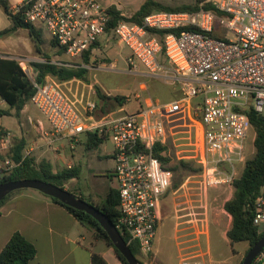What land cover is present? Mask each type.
<instances>
[{
  "label": "built area",
  "instance_id": "built-area-1",
  "mask_svg": "<svg viewBox=\"0 0 264 264\" xmlns=\"http://www.w3.org/2000/svg\"><path fill=\"white\" fill-rule=\"evenodd\" d=\"M207 3L214 10L156 11L142 24L121 21L112 29L117 42L131 52L129 72L164 73L180 86L181 96L174 101L151 100L134 113L97 117V102L90 94L77 99L66 82L52 77L43 84L33 81L31 102L51 125V141L83 134L112 139L120 195L116 227L145 257L154 253L161 203L173 178L154 156L155 146L170 149L172 143L178 148L177 142L185 141L183 158L200 168L202 192L231 188L241 176L239 167L246 163L252 130L248 113L264 115V0ZM21 9L27 23L46 30L72 58L82 60L108 35V8L99 0H24L13 12ZM13 147V132L0 122V183L22 163L13 160ZM253 211L254 224L264 229V187ZM257 261H264V248Z\"/></svg>",
  "mask_w": 264,
  "mask_h": 264
},
{
  "label": "rangeland",
  "instance_id": "rangeland-1",
  "mask_svg": "<svg viewBox=\"0 0 264 264\" xmlns=\"http://www.w3.org/2000/svg\"><path fill=\"white\" fill-rule=\"evenodd\" d=\"M115 1L124 12L125 17L132 16L140 3V0ZM156 1L174 8L182 6L203 7L207 4V0ZM229 38L232 39L231 36ZM43 54L38 55L41 62L47 57L51 61L55 60L53 63L58 65L88 69L87 79L79 80L80 86L86 89V93L87 95L90 94L91 99L99 103L102 114L115 112L120 108H124L125 113L135 112L138 108L137 103L144 102L148 97V90L154 82L171 81L164 77V73L159 76L129 73L130 66L127 58L131 52L126 46H120L112 34H108L99 43L88 65H85L79 58L66 55L61 50L51 51L45 45L43 46ZM20 63L28 79L31 82L36 81L37 71L32 65L35 62L22 59ZM163 65L168 68V73H170V66L164 61ZM136 95H139V99H136ZM117 97L120 98L119 101L116 99ZM171 99L173 97L161 100L170 101ZM2 121L6 126L13 129L18 136H24L25 139L37 135L36 130L39 121L46 125L49 134L52 131L51 125L44 115L31 101L21 117L5 116ZM42 133L40 131L36 138L42 136ZM49 138L52 140L50 136ZM77 138L70 139L71 142L64 138L56 140L52 145L51 155H54V149H59L57 153L66 158V164L76 162L71 166L79 168L81 171L80 179L74 181L73 184L68 182L65 189L77 196L80 194L75 191L80 190L86 201L99 204L106 198L111 187H118L117 179L113 173L115 168V161L112 158L114 144L111 138H104L99 147L89 149L86 147V134H83L79 139L82 146L75 143ZM254 139L255 132L252 129L246 146V161L253 158L255 154ZM22 140L17 139L16 143ZM72 144H75L77 148L74 149ZM169 145L170 149L167 156L170 157L171 162L168 167L173 169V178L168 195L178 191L176 201L172 204L169 202L161 204V224L155 241L154 253L148 257L139 254L138 259L144 264H180L184 260H188L191 264H204V262L206 264H242L247 255L243 252L245 244L236 243L232 245L230 243L227 232L231 228V222L224 210V205L231 197L234 187L212 188L204 194L200 189V168L196 162L183 158L187 155L183 152L188 149L184 146L185 141L177 142L178 148L172 146V143ZM72 153L75 154V158L72 157ZM182 162H186L190 167H184ZM54 166L56 172L68 168L59 165L58 162H54ZM244 168L245 164L239 167L240 174L243 173ZM173 228L174 230L176 228L178 233L179 246L174 239ZM87 236L90 244L100 241L89 229H87ZM210 248L211 254L209 255ZM239 253L240 255H238ZM181 255H183L182 261Z\"/></svg>",
  "mask_w": 264,
  "mask_h": 264
},
{
  "label": "trees",
  "instance_id": "trees-1",
  "mask_svg": "<svg viewBox=\"0 0 264 264\" xmlns=\"http://www.w3.org/2000/svg\"><path fill=\"white\" fill-rule=\"evenodd\" d=\"M0 6L12 21V27L0 32V38L8 36L17 30H26L31 38L35 52L38 55L43 54V46L45 45L43 39L42 28L27 23L24 18V9H21L18 13H14L8 0H0ZM206 10H214L212 4L207 3L203 6ZM199 6H182V7H169L157 2L156 0H145V3L141 8L130 17H125L123 13L115 6L108 8V15L110 23L108 26V34H112V29L118 25L121 21H127L130 23L142 24L143 20L149 14L156 11L167 12H182V11H197ZM157 34L158 32L153 31ZM161 37L164 33H158ZM214 37H218L214 34ZM52 45L58 47L53 40ZM99 45L91 46L90 49L83 55L82 61L85 65H88L92 51ZM65 53L63 50H61ZM37 71L36 82L43 84L47 77H52L58 82H67L73 79L86 80L88 69L85 67L71 68L65 65H58L51 61L50 58H45L44 62L32 64ZM35 94V88L33 82H31L26 72L23 70L19 61L0 57V98L8 105V110H0V117L12 116L21 117L22 111L26 108L32 97ZM118 101L120 98H116ZM14 111V113H12ZM100 106L97 103L96 116L101 117L106 114L100 113ZM252 129L255 132L254 147L255 154L253 158H250L245 163V168L241 176L235 180L233 197L227 201L224 205V210L232 217V225L227 232V238L232 245L236 243H248V251L262 238L264 230L256 226L253 222L254 211H250V208L255 206L257 199L260 197L262 189L264 187V115L258 114L255 110H251L248 113ZM87 144L89 149L99 147L105 137H99L98 134H86ZM25 148L24 142L20 141L14 144L12 149L13 160L19 162L21 165L9 176L4 177L2 182H12L21 180H40L54 184L61 188H66V184L74 179H80L81 171L79 168L71 167L64 168L55 172L54 166L47 160H42L36 163L34 159L29 156H24L23 151ZM168 147L157 144L154 148V156L159 159L162 164L168 167L171 162L168 154ZM182 165L189 168L190 165L186 162H182ZM169 168V167H168ZM172 172L173 169L169 168ZM72 193L70 190H68ZM13 195L10 194L3 201L0 202V207ZM80 198L85 200V197L80 194ZM55 203L63 206L69 213H71L86 229L94 232L97 240L103 241L108 246L112 247L122 264H128L126 259L119 253L114 247L112 241L104 231L100 224L89 214L76 210L63 204L61 201L49 197ZM86 201V200H85ZM94 205L98 210L103 212L116 226L120 217V195L118 188L111 187L106 195V198L99 204L86 201ZM127 242L132 253L138 258L140 251L136 243H130L128 238L123 236ZM37 249L29 242L21 233L15 232L6 244L2 252L0 253V264H30V261L35 258ZM256 261L253 263L255 264ZM92 264H106V261L97 254L93 255ZM144 264V263H142Z\"/></svg>",
  "mask_w": 264,
  "mask_h": 264
},
{
  "label": "crops",
  "instance_id": "crops-1",
  "mask_svg": "<svg viewBox=\"0 0 264 264\" xmlns=\"http://www.w3.org/2000/svg\"><path fill=\"white\" fill-rule=\"evenodd\" d=\"M23 1L24 0H8L12 9L20 6ZM99 1L107 8L115 6L124 14L115 0ZM139 2L140 3L135 12L141 8L145 0H140ZM11 27V19L0 6V32ZM43 39L45 46H48L49 50L54 52L60 50L58 47L52 46L53 39L46 32V30H43ZM104 39L105 37L102 38L100 42ZM0 57L14 59L19 62L22 59L35 63L41 62V59L35 52L34 44L29 37L28 32L21 29L8 36L0 38ZM54 61L55 60H52V62ZM134 75L152 76L142 69L140 73ZM65 84L67 87H70L69 90L71 95L75 98L80 99L82 96L87 97L86 89L80 86L79 80L73 79ZM180 96L181 92L179 84L173 83L172 81H156L150 86L148 90V97L144 100V102L137 103L138 108L136 111L140 109V107L148 105L151 100L156 102H169L162 101L161 99L173 97L170 101H174ZM136 99H139V95H136ZM8 109V105L3 100H0V110ZM24 112L25 109L22 111L21 116ZM12 113H14V111H12ZM111 113L123 115L125 114V111L124 108H120ZM2 118L0 120L2 127L10 130L14 134V144L17 139H23L22 142L25 144L23 154L25 157L29 156L34 159L36 163H39L42 160H47L51 162L53 166L54 162H58L59 165H63L65 167L67 166L68 168L73 167L71 165L76 163L70 162L66 164V158L57 153L59 149H54V155H51L52 145L55 141L53 142L50 140V134L47 131L46 125L42 121H39L36 130L37 135L40 131H42V136L36 138V135L34 137H30L29 139H25L24 136H18L13 129L6 126L3 123ZM78 137L79 138L75 140V143L80 142L79 139L82 135ZM69 141L71 142L70 139ZM80 145L82 146V144ZM72 146L74 149L77 148L75 144H72ZM72 157L75 158L74 153H72ZM74 181H76V179L70 181L69 183L73 184ZM75 192L82 194L80 190H76ZM168 193L169 192H167L163 198L162 203H175L178 191H174L169 195ZM233 194L234 191H232L231 197L227 201L233 197ZM228 216L232 225V217L229 214ZM15 232L21 233L29 242L34 244L37 249V254L35 258L30 261V264H92L94 254L100 255L106 261V264H122L112 247L106 245L102 241L90 244L88 241L87 229L81 225V223L63 206L55 203L51 200V198H49V196H46L36 190L26 189L16 191L0 207V253ZM173 232L175 235L174 239L177 241L176 244L179 246L176 228L175 230L173 228ZM241 244H245L243 252L246 253L249 248V244L245 242H242ZM208 254H211V248L208 251ZM238 255H240V253ZM180 257L182 261L183 255ZM204 264H206V262H204ZM255 264H264V261H257Z\"/></svg>",
  "mask_w": 264,
  "mask_h": 264
},
{
  "label": "water",
  "instance_id": "water-1",
  "mask_svg": "<svg viewBox=\"0 0 264 264\" xmlns=\"http://www.w3.org/2000/svg\"><path fill=\"white\" fill-rule=\"evenodd\" d=\"M32 189L40 193L55 198L63 204L72 207L76 210L83 211L92 216L106 231L114 247L126 259L128 264H142V262L132 253L126 241L118 231L114 223L94 205L86 202L79 196L70 193L65 188L58 187L54 184L40 180H21L6 182L0 185V202L10 194L20 191ZM253 211V208H250ZM264 248V234L262 238L248 251L242 264H253Z\"/></svg>",
  "mask_w": 264,
  "mask_h": 264
}]
</instances>
